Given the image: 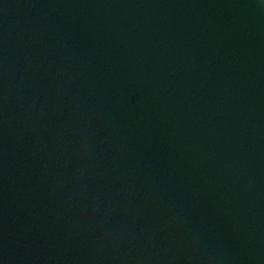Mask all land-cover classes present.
Instances as JSON below:
<instances>
[{"label": "water", "instance_id": "1", "mask_svg": "<svg viewBox=\"0 0 264 264\" xmlns=\"http://www.w3.org/2000/svg\"><path fill=\"white\" fill-rule=\"evenodd\" d=\"M0 264H264V0H0Z\"/></svg>", "mask_w": 264, "mask_h": 264}]
</instances>
